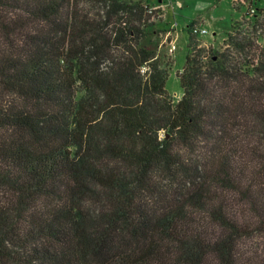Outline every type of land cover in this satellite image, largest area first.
Masks as SVG:
<instances>
[{"label":"trees","instance_id":"obj_1","mask_svg":"<svg viewBox=\"0 0 264 264\" xmlns=\"http://www.w3.org/2000/svg\"><path fill=\"white\" fill-rule=\"evenodd\" d=\"M143 0H0V264H264V10L187 28L182 95Z\"/></svg>","mask_w":264,"mask_h":264},{"label":"rangeland","instance_id":"obj_2","mask_svg":"<svg viewBox=\"0 0 264 264\" xmlns=\"http://www.w3.org/2000/svg\"><path fill=\"white\" fill-rule=\"evenodd\" d=\"M158 11L155 25L148 29L147 36L139 43L141 47L154 51L161 67H167L165 84L167 93L177 102L182 95L177 73H180L187 55L189 34L187 28L204 27L206 35L194 36L201 48L218 50L225 35L246 14L254 15L264 10V0H143ZM175 30H170V27ZM171 33H170V32ZM193 36V35H192ZM175 39V40H174ZM175 41L172 56L167 54V44Z\"/></svg>","mask_w":264,"mask_h":264},{"label":"built area","instance_id":"obj_3","mask_svg":"<svg viewBox=\"0 0 264 264\" xmlns=\"http://www.w3.org/2000/svg\"><path fill=\"white\" fill-rule=\"evenodd\" d=\"M177 1H180V0H177ZM151 9H153V8L151 7ZM170 30L174 31L175 27H173V26L170 27ZM206 34H207V31L205 29H200V27L191 28V35H193V36H200V35H206ZM174 40H171L167 44V54L170 55V56H172L174 51H175V41Z\"/></svg>","mask_w":264,"mask_h":264},{"label":"crops","instance_id":"obj_4","mask_svg":"<svg viewBox=\"0 0 264 264\" xmlns=\"http://www.w3.org/2000/svg\"><path fill=\"white\" fill-rule=\"evenodd\" d=\"M202 29H205L204 27H201Z\"/></svg>","mask_w":264,"mask_h":264}]
</instances>
